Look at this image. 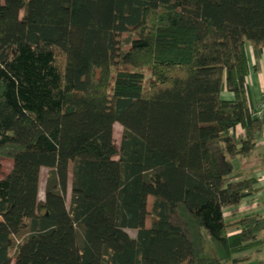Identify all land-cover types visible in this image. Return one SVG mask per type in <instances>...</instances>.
Masks as SVG:
<instances>
[{
    "label": "trees",
    "instance_id": "1",
    "mask_svg": "<svg viewBox=\"0 0 264 264\" xmlns=\"http://www.w3.org/2000/svg\"><path fill=\"white\" fill-rule=\"evenodd\" d=\"M247 42L264 0H0V264L240 262L264 231L223 215L257 190L232 166L264 125Z\"/></svg>",
    "mask_w": 264,
    "mask_h": 264
},
{
    "label": "crops",
    "instance_id": "2",
    "mask_svg": "<svg viewBox=\"0 0 264 264\" xmlns=\"http://www.w3.org/2000/svg\"><path fill=\"white\" fill-rule=\"evenodd\" d=\"M245 54L248 64L246 76L247 99L250 111L262 112L264 109V49L256 51L250 43H245ZM225 100H232L233 95L227 91L222 93ZM261 116V117H262ZM236 137H244V129L237 126L234 129ZM233 171L240 177L254 178L256 191L244 198L236 207H226L223 210L224 220L233 223L249 214H258L264 217V125L255 136L253 151L245 157H236L232 160ZM237 231L231 228L229 234ZM259 243L248 251L235 255L241 261L236 264H264V231L258 236Z\"/></svg>",
    "mask_w": 264,
    "mask_h": 264
},
{
    "label": "rangeland",
    "instance_id": "3",
    "mask_svg": "<svg viewBox=\"0 0 264 264\" xmlns=\"http://www.w3.org/2000/svg\"><path fill=\"white\" fill-rule=\"evenodd\" d=\"M21 15H22V13H21ZM114 38H116L117 40H121V35H116V36H114ZM114 65L115 64H113V66ZM121 132H122L121 126L119 124H114V126H113V139H114V144H115L116 148H118V146H119ZM114 159L117 160V157H115ZM0 165H1V167H0V178H1L9 172V170L11 169V166H12V162H11V160L3 159L0 162ZM46 174H47V169H42L41 174H40V193H39L40 199L43 198V188H44V181H45ZM69 198H70V187H68V191H67V195H66V203L69 202ZM151 202H152V198L149 197L147 200V211L148 212H150V209H151ZM149 224H150V220L148 217L146 219V222H145V227L148 228ZM126 232L130 237H135V235H136L135 230L127 229ZM205 247H206V254H208L207 252H208V249L210 247L209 241L206 242Z\"/></svg>",
    "mask_w": 264,
    "mask_h": 264
},
{
    "label": "built area",
    "instance_id": "4",
    "mask_svg": "<svg viewBox=\"0 0 264 264\" xmlns=\"http://www.w3.org/2000/svg\"><path fill=\"white\" fill-rule=\"evenodd\" d=\"M261 108L264 109V104L261 105ZM254 115L258 116V117H261L262 116V112H260V111L254 112Z\"/></svg>",
    "mask_w": 264,
    "mask_h": 264
}]
</instances>
